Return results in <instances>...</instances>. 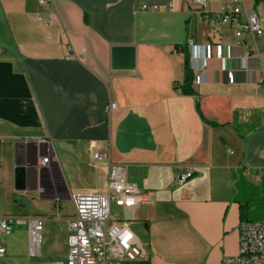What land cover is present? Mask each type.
Here are the masks:
<instances>
[{
    "label": "crops",
    "instance_id": "crops-1",
    "mask_svg": "<svg viewBox=\"0 0 264 264\" xmlns=\"http://www.w3.org/2000/svg\"><path fill=\"white\" fill-rule=\"evenodd\" d=\"M191 2L0 0V218L15 220L0 264H30L34 217L41 259L65 260L72 196L107 194L111 164L154 197L115 206L147 254L120 264H218L238 254L242 222H264V38L238 40ZM243 10L264 29V0ZM126 46L135 69L114 70ZM187 55L193 95L178 87ZM7 99L31 103L38 125L15 122Z\"/></svg>",
    "mask_w": 264,
    "mask_h": 264
},
{
    "label": "built area",
    "instance_id": "built-area-1",
    "mask_svg": "<svg viewBox=\"0 0 264 264\" xmlns=\"http://www.w3.org/2000/svg\"><path fill=\"white\" fill-rule=\"evenodd\" d=\"M38 2L47 7L50 4V0ZM212 3L217 4L215 9L211 6ZM191 4L199 8L200 17L205 23L213 25L220 22L232 26L238 40L246 35L264 38V29L255 14L242 19L243 0H192ZM143 8L150 9L147 6ZM39 20L47 22L42 17ZM189 46L192 57L198 56L200 49L192 40ZM115 108L116 104L109 105V111ZM262 114L264 115V108ZM94 157L100 160L109 155L96 153ZM49 159V156L44 158L43 163H47ZM192 176V172H185L179 175L177 182L183 184ZM72 200L75 216L69 220L70 235L65 260L41 259L43 220L34 217L27 220L30 264H120L146 258V251L130 226L112 216L113 205L133 209L154 201L153 194L141 190L129 180L126 166L110 165L107 194L77 193L72 196ZM14 223L13 218H0V235H10L14 231ZM5 254L6 248L0 241V256ZM218 264H264V222H242L239 228L238 254L227 257Z\"/></svg>",
    "mask_w": 264,
    "mask_h": 264
},
{
    "label": "trees",
    "instance_id": "trees-1",
    "mask_svg": "<svg viewBox=\"0 0 264 264\" xmlns=\"http://www.w3.org/2000/svg\"><path fill=\"white\" fill-rule=\"evenodd\" d=\"M189 63H190L189 56L187 55L186 61H185V77H184L183 83L178 86L180 89V92L184 95L194 94V91L192 89L194 77H193V73H192ZM7 100L9 103L8 105L9 110L18 109V114L16 115V119H14L15 122H17L19 125H22V126H37L38 125L37 115L31 103H28L26 100H24V102H20V104H17L18 101L20 100H17V99H7Z\"/></svg>",
    "mask_w": 264,
    "mask_h": 264
},
{
    "label": "water",
    "instance_id": "water-1",
    "mask_svg": "<svg viewBox=\"0 0 264 264\" xmlns=\"http://www.w3.org/2000/svg\"><path fill=\"white\" fill-rule=\"evenodd\" d=\"M112 68L114 70L135 69V48L131 46L112 48Z\"/></svg>",
    "mask_w": 264,
    "mask_h": 264
},
{
    "label": "rangeland",
    "instance_id": "rangeland-1",
    "mask_svg": "<svg viewBox=\"0 0 264 264\" xmlns=\"http://www.w3.org/2000/svg\"><path fill=\"white\" fill-rule=\"evenodd\" d=\"M116 212H118V210H116V207L113 205V206H112V216H113L114 214H116Z\"/></svg>",
    "mask_w": 264,
    "mask_h": 264
}]
</instances>
